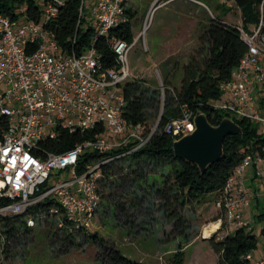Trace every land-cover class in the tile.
<instances>
[{
  "label": "built area",
  "instance_id": "1",
  "mask_svg": "<svg viewBox=\"0 0 264 264\" xmlns=\"http://www.w3.org/2000/svg\"><path fill=\"white\" fill-rule=\"evenodd\" d=\"M89 2L87 14V0H81L78 25L81 17L86 19L94 39L75 54L60 48L51 29L64 0H0L6 11H0V198L6 200L0 205V255L6 248L1 228L7 219L19 217L23 228H34L42 215H50L69 234L89 235L101 205L100 183L106 171L117 161L130 159L158 131L159 121L131 124L123 116V85L135 79L129 53L148 29L149 16L161 5L153 4L143 31L132 42L109 36L117 64L104 68L94 42L128 21L127 10L134 0ZM258 10L252 31L239 26L247 52L230 78L219 82L221 97L210 104L264 130V107L254 94L259 87L264 94V0ZM225 94L227 100L222 98ZM194 114L184 106L180 115L164 123L163 131L174 139L193 131ZM60 130L95 133L64 152L49 150ZM88 152L99 156L82 163ZM262 163L264 152L245 153L214 201L223 211L218 221L225 233L247 225L242 213L250 202L246 169ZM58 177L62 178L45 187ZM246 258L249 264H264L253 260L251 253Z\"/></svg>",
  "mask_w": 264,
  "mask_h": 264
},
{
  "label": "rangeland",
  "instance_id": "2",
  "mask_svg": "<svg viewBox=\"0 0 264 264\" xmlns=\"http://www.w3.org/2000/svg\"><path fill=\"white\" fill-rule=\"evenodd\" d=\"M203 3L208 8H204ZM153 4L154 7L161 6L151 19L149 16L148 29L140 34L129 53V62L133 77L157 89L163 104L168 99L165 85L171 91L179 89L183 66L192 57H199V37L203 30L200 23H207L216 15L242 26V17L233 2L223 6L219 0H134L130 7L136 13L131 21L134 36L143 31ZM89 6L87 0V14L90 13ZM256 24L247 23L246 29L252 31ZM258 93H261L260 87L255 90V96ZM222 98L227 100L228 97L225 94ZM162 112L161 106L154 118ZM152 121L150 119L149 123L153 124ZM168 174V165L142 157L123 159L111 165L100 183L102 200L91 232L97 233L132 264H217L218 255L212 249L210 239L225 234L223 223L218 221L223 217V211L206 206L200 210L205 214L197 215V204L194 203L178 209L185 223L177 225L179 235L174 233V216L166 214L160 197ZM62 177L51 178L45 187L52 186ZM258 207L264 212V201ZM258 207L254 206L253 210ZM253 226L256 247L252 254L259 260L264 258V216L255 217ZM18 229L17 235L8 237L6 252L0 255L2 264H117L107 249L87 241L82 234L72 236L57 226L53 216L42 215L41 223L28 232L21 226ZM179 253H183L182 263L178 262Z\"/></svg>",
  "mask_w": 264,
  "mask_h": 264
},
{
  "label": "trees",
  "instance_id": "3",
  "mask_svg": "<svg viewBox=\"0 0 264 264\" xmlns=\"http://www.w3.org/2000/svg\"><path fill=\"white\" fill-rule=\"evenodd\" d=\"M263 0H219V4L226 6L233 2L240 10L242 26L246 29L247 23L257 22L259 5ZM4 4L0 3V11L6 12ZM81 0H64L58 15L51 24L60 48L68 53L81 54L94 39L91 26L85 25L86 19H80ZM128 21L111 30L109 35L101 36L94 42V47L99 55L102 67L111 68L117 64V58L109 43V36L115 35L120 39L132 42L134 35L131 21L135 16L130 8L127 10ZM34 17H36L34 15ZM85 26V27H83ZM199 57L194 56L190 62L183 66L181 87L171 91L165 85L164 91L168 99L161 104L159 91L149 86L145 81L134 79L123 85V94L126 100L123 116L131 124L140 122L152 123L159 121V128L152 141L132 155V158H145L156 164L163 163L169 166V174L166 175L160 190V197L165 206L167 215L174 216L173 232L176 233L177 225L185 223L183 215L178 209L185 208L194 203L198 204L205 198L216 200L228 175L242 160L247 152H264V130L253 122L243 118L234 120L243 128V135L227 136L224 140V156L221 160L210 165L207 170L201 172L197 165L177 158L173 152L172 135L163 131L164 123L172 117L180 115L184 106L204 111L212 124H218L228 113L214 109L210 102L221 97L219 82L229 79L232 71L238 66L240 59L247 52V43L240 34L239 25L225 23L218 16L211 17L208 25L200 33ZM166 82H168L166 80ZM264 107V97L259 100ZM162 115H158L160 108ZM150 124V123H149ZM99 131V130H96ZM94 131L60 130L57 137L51 141L49 150L64 152L77 143L94 136ZM98 153H86L82 156V163L90 157H97ZM109 170V168H108ZM108 170L105 174H108ZM80 171V170H79ZM6 200L0 198V205ZM264 216V215H259ZM21 218L7 219L3 221L1 232L8 237L17 235L18 227L23 226ZM247 224L225 233L221 238L214 236L210 239L212 249L218 255L217 264H249L246 255L253 253L256 247V237L253 228ZM223 228V227H222ZM25 229V230H24ZM28 232L31 228H23ZM177 235L180 232L176 233ZM74 236V234H71ZM85 236V235H83ZM91 243H99L110 252V257L117 264H132L117 249L107 245L106 241L97 233L91 232L85 236ZM72 241V237H68ZM6 252V248H5ZM182 252V251H180ZM182 254L179 253V261L182 263ZM264 260V259H260Z\"/></svg>",
  "mask_w": 264,
  "mask_h": 264
},
{
  "label": "water",
  "instance_id": "4",
  "mask_svg": "<svg viewBox=\"0 0 264 264\" xmlns=\"http://www.w3.org/2000/svg\"><path fill=\"white\" fill-rule=\"evenodd\" d=\"M193 121L195 128L173 141L177 158L198 166L201 172L224 156V140L227 136L243 135V128L231 116H224L218 124H212L207 114L197 110Z\"/></svg>",
  "mask_w": 264,
  "mask_h": 264
},
{
  "label": "crops",
  "instance_id": "5",
  "mask_svg": "<svg viewBox=\"0 0 264 264\" xmlns=\"http://www.w3.org/2000/svg\"><path fill=\"white\" fill-rule=\"evenodd\" d=\"M201 5L204 8H208L207 4H205V3H203ZM174 8L177 9L178 6H175ZM200 8L201 7H199V9ZM201 12H202V14H204L203 10H201ZM221 19H223V22H225V23H232V22L228 21L226 19V17H221ZM208 21H207V23L205 21H202L200 23L202 28H205L208 25V23H209ZM263 97L264 96L262 95V93H258L256 95V98H258V99L259 98L262 99ZM245 183L250 189V202H249L248 207L242 212L243 213V219H244V221L246 223H248L250 225L249 227L253 228L254 227L253 226L254 218L258 217L259 214H264V212L259 210V207H258L264 201V191L262 189V188H264V163H262V164H253V165H250L246 169ZM206 206H208L212 210H217V207L215 206L214 200H212V198L208 197V198H205L202 202L197 204V206H196L197 215H201V214L204 215L205 212L204 211H200V210H201V208L205 209ZM254 206H257L258 208L253 210ZM257 210H258V212H256V214H258V215L255 214V211H257ZM230 232H232V230H230ZM252 257H253V260H258V259H254L253 254H252ZM260 259H264V258H260Z\"/></svg>",
  "mask_w": 264,
  "mask_h": 264
},
{
  "label": "bare ground",
  "instance_id": "6",
  "mask_svg": "<svg viewBox=\"0 0 264 264\" xmlns=\"http://www.w3.org/2000/svg\"><path fill=\"white\" fill-rule=\"evenodd\" d=\"M216 227V226H215Z\"/></svg>",
  "mask_w": 264,
  "mask_h": 264
}]
</instances>
